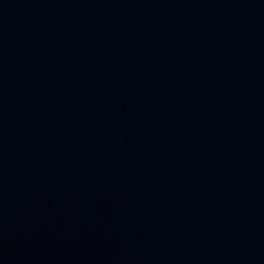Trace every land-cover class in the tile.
Returning <instances> with one entry per match:
<instances>
[{
	"label": "water",
	"instance_id": "water-1",
	"mask_svg": "<svg viewBox=\"0 0 264 264\" xmlns=\"http://www.w3.org/2000/svg\"><path fill=\"white\" fill-rule=\"evenodd\" d=\"M0 264H264V0H0Z\"/></svg>",
	"mask_w": 264,
	"mask_h": 264
}]
</instances>
